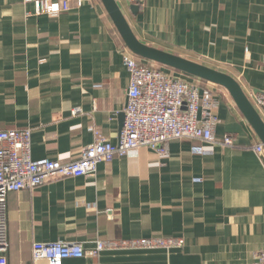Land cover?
Segmentation results:
<instances>
[{
	"label": "crops",
	"instance_id": "0c3cea01",
	"mask_svg": "<svg viewBox=\"0 0 264 264\" xmlns=\"http://www.w3.org/2000/svg\"><path fill=\"white\" fill-rule=\"evenodd\" d=\"M117 2L142 42L232 75L249 98L264 93V0ZM125 49L101 0L73 1L57 15L0 0V131L31 129L34 160H75L96 131L117 144L130 85ZM199 83L220 101L217 140L231 134L233 146L176 139L167 154L142 147L93 173L10 192L8 264H32L34 241L91 248L101 239L151 236L184 245L105 250L64 264H256L264 158L253 146L262 141L225 88ZM200 143L207 154L191 152Z\"/></svg>",
	"mask_w": 264,
	"mask_h": 264
},
{
	"label": "built area",
	"instance_id": "2783aa9c",
	"mask_svg": "<svg viewBox=\"0 0 264 264\" xmlns=\"http://www.w3.org/2000/svg\"><path fill=\"white\" fill-rule=\"evenodd\" d=\"M73 1L77 6L82 5V0H26L34 3L36 14L39 15H57L67 11L71 9ZM137 1L130 0L131 3ZM123 61L130 72V85L124 110L125 123L117 144L96 131L94 141L75 160H34L31 129L0 131V264H8L7 197L10 192L34 189L55 178L93 173L100 162H111L117 156H134L142 147L167 154L170 142L176 139L218 142L224 146L235 144L231 134L217 140L215 128L218 118L214 112L220 101L212 89L201 88L199 79H189L184 73L143 63L129 48L123 53ZM250 100L264 120V93H256ZM184 103L186 109H183ZM201 143L192 146L193 154L208 153ZM253 149L264 158L263 142L254 145ZM183 245L182 238L157 236L101 239L91 248L78 242L34 241L31 248L32 264H64L68 258L96 257L105 250L170 249ZM256 264H264V248L256 254Z\"/></svg>",
	"mask_w": 264,
	"mask_h": 264
},
{
	"label": "water",
	"instance_id": "95a60500",
	"mask_svg": "<svg viewBox=\"0 0 264 264\" xmlns=\"http://www.w3.org/2000/svg\"><path fill=\"white\" fill-rule=\"evenodd\" d=\"M101 1L126 46L134 55L225 88L264 143V120L241 84L232 75L142 42L130 26L117 0ZM131 10L137 14L139 6L132 5ZM186 107L187 105L184 103L183 109Z\"/></svg>",
	"mask_w": 264,
	"mask_h": 264
},
{
	"label": "trees",
	"instance_id": "16d2710c",
	"mask_svg": "<svg viewBox=\"0 0 264 264\" xmlns=\"http://www.w3.org/2000/svg\"><path fill=\"white\" fill-rule=\"evenodd\" d=\"M135 57H137V59L139 60V58L140 57H138V56H136V55H134ZM153 62V61H152ZM163 65H161V64H158V67H162ZM165 67V66H164ZM163 68V67H162ZM166 68H168V67H166ZM171 70H173V71H176V72H180V73H183V72H181V71H178V70H175V69H173V68H170ZM185 74V73H184ZM185 75H187V76H191V75H188V74H185ZM191 77H193V78H197V77H194V76H191ZM197 79H199V78H197ZM200 81H203V82H208V81H206V80H203V79H199Z\"/></svg>",
	"mask_w": 264,
	"mask_h": 264
},
{
	"label": "rangeland",
	"instance_id": "374dc122",
	"mask_svg": "<svg viewBox=\"0 0 264 264\" xmlns=\"http://www.w3.org/2000/svg\"><path fill=\"white\" fill-rule=\"evenodd\" d=\"M154 66H157V67H158V63L154 64ZM252 95H254V94H252ZM250 98H251V97H250Z\"/></svg>",
	"mask_w": 264,
	"mask_h": 264
}]
</instances>
